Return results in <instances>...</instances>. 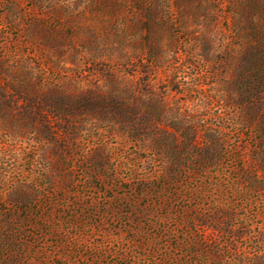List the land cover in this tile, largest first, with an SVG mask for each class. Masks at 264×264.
Segmentation results:
<instances>
[{
    "label": "rangeland",
    "instance_id": "obj_1",
    "mask_svg": "<svg viewBox=\"0 0 264 264\" xmlns=\"http://www.w3.org/2000/svg\"><path fill=\"white\" fill-rule=\"evenodd\" d=\"M0 264H264V0H0Z\"/></svg>",
    "mask_w": 264,
    "mask_h": 264
}]
</instances>
